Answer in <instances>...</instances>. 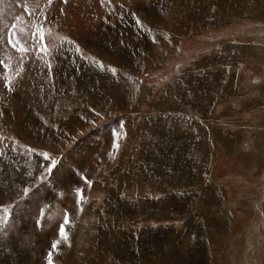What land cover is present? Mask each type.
Here are the masks:
<instances>
[{"label": "rangeland", "instance_id": "1", "mask_svg": "<svg viewBox=\"0 0 264 264\" xmlns=\"http://www.w3.org/2000/svg\"><path fill=\"white\" fill-rule=\"evenodd\" d=\"M179 1L0 0V264H50L49 253L51 264H116L124 255V263L139 264L131 259L135 243L145 248L142 264H214L215 235L219 264H264V11L255 18L248 11L259 2L264 10V0H188L184 14ZM170 33L172 49H156ZM102 90L118 97V115L97 124L101 98H92ZM54 109L74 126L53 129ZM128 110L140 132L141 143L130 147L138 159L114 181L129 199L105 207L106 193L93 180L110 168L118 117ZM85 123L93 126L84 130ZM188 153L185 186L206 198L200 212L208 228L187 226L190 206L178 215L160 210L170 193L164 189L153 191V209L128 206L140 182H159ZM205 181L216 187L208 199ZM65 214L67 241L59 232ZM123 218L125 235L117 223ZM99 232H113L112 241ZM105 242L113 258L101 248Z\"/></svg>", "mask_w": 264, "mask_h": 264}, {"label": "bare ground", "instance_id": "2", "mask_svg": "<svg viewBox=\"0 0 264 264\" xmlns=\"http://www.w3.org/2000/svg\"><path fill=\"white\" fill-rule=\"evenodd\" d=\"M178 3H181V5H180L181 7L179 9L180 14H184L185 13L184 12L185 9L191 7V4H190V2L188 0H184V1L180 0ZM183 6L185 7L184 9H183ZM248 11L249 12H252L251 15L255 18V17H260V15L263 13L264 10H263L262 5H258V6H253L252 9H249ZM171 17L172 16H170V17L168 16V18H171ZM169 21L172 24L174 22V18L172 17L171 19H169ZM161 37H165V38L160 39V41L158 43H156V49H160V48H163L164 47L163 48L164 50H162V51L168 52V48H169V51H170L172 49L171 48V44L173 45V42H172L173 40L171 39V38H173V36H171V33H170L168 35V37H167V34H166V36H161ZM156 49L154 50V59H153L155 61H157L159 58L162 57V56L157 55L159 52L157 53L156 52ZM188 77H190V76H188ZM192 78L193 77H190L188 79H191L192 80ZM229 81H231V78H229ZM183 83H184V81H183ZM176 90L175 91L178 92V94H179L180 93L179 88H177ZM111 92H112V90H107V91L102 90V91H100L101 96H100L99 93H98L99 96H97V95L94 96V94H93V98H92L93 100L92 101H95L98 97L101 98V106L100 107H97V104H96V107H95L96 111L97 112L99 111L100 113L97 114V116L93 118V120L95 121V122L92 121L93 123H97L98 124L99 122H101L100 120H103L105 118L108 119L109 116H111V118L117 117L118 114L115 113L114 107H115V104L117 103L118 97H115L114 95H111ZM169 92L171 94H173V91H169ZM146 93H147L146 90L140 89L137 92V96H138V98L140 100L146 101V97H145ZM105 95L110 98V101H108V99L106 98ZM84 97L85 96H83V95H79V98L80 99H83ZM86 102L87 101H83L82 104H84V106H86ZM191 103H193V102H191ZM77 105L79 106V102H78ZM137 105H139V104H137ZM69 107L71 108V106H69ZM90 107L91 106H89V108ZM59 108L62 109L61 107H59ZM92 110H93V113H94L95 110L94 109H92ZM166 112H169V111H166ZM67 113L68 112H66V115H67ZM131 115H132L131 110H128L125 113H123L122 115H119V116H121L119 118H121V121H122L121 122L122 123V126H121V131H120L119 146H118L117 150H115V152L113 153V155L110 157V164H111L110 168L101 171L100 172L101 174L98 175L95 180H93L95 182L94 188L96 190H99V191L102 190V191H104L106 193L105 207L108 206L109 204H111L113 206L114 202H117L121 198H122V203L123 204H126V206H127V199H129L128 198L129 195L127 193V190H121V189L118 188L117 181H114V173L117 174V172L121 171V169H123L125 167L126 168L130 167L132 160H134V159L137 158V154L139 152L137 147L130 148L132 145H136L138 143H141L140 142V139H139L140 138V135H139L140 132L136 131L137 125H136L135 121L130 117ZM169 115L172 116V117H174L173 113H169ZM65 117L66 116H64V114L63 115H58L57 112H56V110L54 109L53 110V117L51 116L49 118L48 123H52L53 122V123H55L57 125L56 126V125H54L52 123L53 126H54V127L52 126L53 129H60V128L64 129L65 128L64 130H68V128L65 125H70L71 127H73L74 126V122L71 121L72 119H70V118H67V120H66ZM69 117H71V116H69ZM176 118H177V120L178 119L179 120H183L180 116H176ZM83 120H85V119H83ZM79 121H80V116H79ZM119 121H120V119H119ZM83 122L80 124V126H82ZM52 124H50V125H52ZM201 124L202 123H197L196 124V127L198 128L199 125H201ZM144 125H145V123H144ZM43 126L46 127L45 132H50V134H52V131H53L52 128L48 127L47 124H45V125L43 124ZM91 126H93V125L91 124ZM91 126L89 124H86L85 123L83 125V129L84 130H88V129L91 128ZM81 134H83V133H81ZM186 140H187V138H186ZM188 144H189V142H188ZM226 145H229V144L227 142L220 144V146L222 147L223 150L225 149L226 151H228L227 150L228 147H226ZM181 146H182V144H181ZM183 147H185V146H183ZM119 154H121V155H119ZM189 157H190V153L187 154L188 161H186V162L184 161L185 163L182 162V164H180L181 162L180 163L175 162L176 164H173V168H168V169L166 168V170L163 173L161 172V174H160L161 175V179L160 180L162 182L160 180H159V182H157L158 179H156L155 181L157 183H153L152 180H151V176L150 177H146L143 182H140L141 184H138L137 195L135 196V198L133 197L131 203H129L128 206L130 205V207L132 208V205H136V206L144 205V206H148V207H150V208L153 209V207L155 205H157L156 204L155 196L153 194V191L154 190H158L159 191V190H163L164 189V190L169 191L170 193H168L167 196L159 202V204L161 206L160 210H163L165 212H169V213H172V214H174V212H175L178 215L179 211L180 212H185V211L187 212V209L190 206L189 207V208H191L190 216H191V218L193 220V223L191 221H188V223H186L187 226H189L190 228H193L194 224L196 222H198V223H201V224H203V226H206L208 228L209 222H208V220L207 221L204 220L203 212H200L201 211V208L204 205V201L206 200V198L204 197V200H203L197 194L191 193L187 189V187L185 186L186 184H188V181L190 179V177H184L185 166H187V167L188 166H191V162H190V159L191 158L189 159ZM154 160L155 161H158V160H156V158ZM187 162H190V163H187ZM188 164H190V165H188ZM192 164H194V163H192ZM153 165H154V163H153ZM63 166H65V165H63ZM196 168H197V166H196ZM155 172H157L156 166H155ZM85 178L86 177H84V179ZM200 183H202V182H200ZM111 184H113V186ZM215 189H216V187H215V185L212 184L211 181L210 182L209 181H205L204 182V190H205V195H206L207 199L209 197H211L210 194L213 192L212 190H215ZM197 200H199L198 203H197ZM211 203H213V202H211ZM126 206L122 209V211L125 210V208H127ZM104 209H105V213H107L110 208L108 207V208H104ZM90 210L93 211V205H90ZM99 217L102 218L103 220H106V214L100 215ZM127 222H128V219L127 218H123V219L117 221V223L119 225H121V226L124 227V228H122V230L120 232L121 235H125V234L130 233L129 232V229L130 228L127 227V225H126ZM210 230L211 231L208 230L210 236L212 234H214V235L216 234V232L213 229H210ZM205 233H207V232H205ZM98 234H99V236L102 235L100 237H103L104 236V238H107V239H109V240L112 241L111 237H113V232L111 234H108V235H104L102 232H99ZM178 234L180 235V232ZM209 234H207V235L209 236ZM214 239H215L216 243H214V244L211 243V245L209 246L210 249H212V251L210 253H214L212 255V257H211V260H217V262H215L214 264H219L218 261H220L222 257L219 256L220 253H219V237H218V235H215V238ZM138 241H141V240H138ZM156 242L157 241H155V243ZM135 244H136V247H135L136 249L132 253V254H135V257L134 256L133 257L131 256L132 257L131 259H133V258L135 259L136 258V260L138 261V263L139 264H142L141 261H140V258L142 256H144V249L145 248L143 247V243L142 244L139 243L138 245H137V243H135ZM152 244H153V242H152ZM110 245L111 244L105 242V245L103 246V244H102L103 247H101V248L104 250V253L105 254H107L109 256H111V254H112L111 257L113 258V253L114 252H112ZM154 252H159V247L156 248ZM126 256H128V255H124V256H122L120 258H116V259L114 258L115 260L118 261L116 264H128V263H124V257H126ZM128 257L130 258V256H128ZM153 258H154V256H153ZM155 258H156V255H155ZM60 261H62V259ZM86 264H96L95 263V259L94 258L88 259ZM113 264H115V262H113ZM143 264H145V263H143Z\"/></svg>", "mask_w": 264, "mask_h": 264}, {"label": "snow or ice", "instance_id": "3", "mask_svg": "<svg viewBox=\"0 0 264 264\" xmlns=\"http://www.w3.org/2000/svg\"><path fill=\"white\" fill-rule=\"evenodd\" d=\"M65 2H66V0H65ZM49 3H51V0H49ZM138 23H139V21H137ZM40 40L41 41H43L44 40V36H43V32L41 31V34H40ZM9 43H12V41L11 40H9ZM14 47H15V45H13ZM21 52H23V51H26V49H24V48H21V49H19ZM46 50V49H45ZM113 72H115V70L113 69ZM114 147H117L118 148V144H115L114 145ZM45 159H48V157L47 156H45ZM55 161L53 160V161H51V164L52 165H55ZM85 182L86 183H89L90 184V181H87V179L85 178ZM25 191V194L27 193V189H25L24 190ZM78 192H79V190H78ZM80 200H83V194L82 193H80ZM4 212H6L7 210L5 209V210H3ZM69 223V220H68V217H67V214H65V216H64V220H63V224H61L60 226H59V232H60V236H61V238L62 239H64L65 241H67V239H68V237H67V233L65 232V225H67ZM57 243L58 242H54L53 243V245H52V247H53V249H55L56 247H57ZM51 253H49V261H50V264H51Z\"/></svg>", "mask_w": 264, "mask_h": 264}, {"label": "crops", "instance_id": "4", "mask_svg": "<svg viewBox=\"0 0 264 264\" xmlns=\"http://www.w3.org/2000/svg\"><path fill=\"white\" fill-rule=\"evenodd\" d=\"M259 3H260V2H259ZM259 3H258L257 5H261V4H259ZM215 52H220V51H215ZM210 65H211V64H210ZM211 66H212V65H211ZM217 74H219V75H220V74H222V75H223V76H222L223 78H224V76H225V73H223V71H222V70H221V71H219V72H217ZM232 74H233V73H232V71H231V72L228 74V76H230V77H231V76H232ZM222 77H220V76H219V79H222ZM225 80H226V79H225ZM231 83H232V80H231ZM118 118H119V117H118ZM91 142H93V140H91ZM93 143H95V142H93ZM227 150L229 151V150H230V148L228 147V148H227ZM45 221H46V220H45Z\"/></svg>", "mask_w": 264, "mask_h": 264}]
</instances>
